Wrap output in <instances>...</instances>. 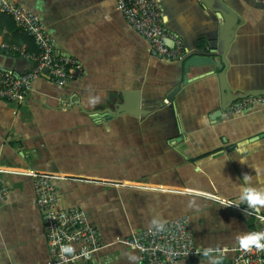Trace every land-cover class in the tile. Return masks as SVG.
<instances>
[{
    "label": "crops",
    "instance_id": "1",
    "mask_svg": "<svg viewBox=\"0 0 264 264\" xmlns=\"http://www.w3.org/2000/svg\"><path fill=\"white\" fill-rule=\"evenodd\" d=\"M8 1L38 14L57 52L79 59L85 74L65 87L38 79L21 105L0 101V163L11 172L0 206V264L49 260L28 171L60 177V207L82 209L101 233L105 247L79 264H142L117 241L156 227L154 220L183 217L203 253L180 264H231L238 237L260 228L245 209L264 216V206L256 212L245 201L246 190L264 192V114L258 105L234 118L219 111L227 99L264 94V5L159 0L187 60L202 55L226 65L186 71L185 63L153 60L115 0ZM0 67L23 75L32 65L0 50ZM136 92L147 101L140 118L115 114Z\"/></svg>",
    "mask_w": 264,
    "mask_h": 264
},
{
    "label": "built area",
    "instance_id": "2",
    "mask_svg": "<svg viewBox=\"0 0 264 264\" xmlns=\"http://www.w3.org/2000/svg\"><path fill=\"white\" fill-rule=\"evenodd\" d=\"M126 21L148 45L153 60L166 64L183 63L187 56L180 39L165 29L164 17L159 0H115ZM264 5V0H256ZM0 13L10 16L18 28L33 39L37 51L31 53L0 40V50L13 53L31 63L32 68L17 76L13 71L0 67V101L23 104L30 95L33 83L45 78L58 86L65 87L81 79L85 70L79 59L57 52V42L43 23L41 17L27 7L0 0ZM172 42V46L169 45ZM169 104V103H168ZM256 105L264 114V95H250L239 99L224 112L228 118L245 114ZM11 172L0 163V206L4 205L11 193L7 177ZM34 186L36 204L41 214L49 250L45 264H79L91 262L105 244L101 233L88 220L86 213L76 207H60L56 182L60 177L28 171L25 173ZM224 204L231 202L223 200ZM258 219L260 228L255 232L264 233V216L245 209ZM117 243L137 251L142 264H180L203 252L196 248L189 219L186 217L138 231ZM77 246V248H73ZM64 248L71 251L65 252ZM222 252V251H221ZM231 264H264V249L254 246L248 250L238 247Z\"/></svg>",
    "mask_w": 264,
    "mask_h": 264
},
{
    "label": "water",
    "instance_id": "3",
    "mask_svg": "<svg viewBox=\"0 0 264 264\" xmlns=\"http://www.w3.org/2000/svg\"><path fill=\"white\" fill-rule=\"evenodd\" d=\"M186 60L183 62L185 63L184 69L186 71L190 70L192 67H203V66H211V65L216 66L218 69L223 71L226 67L224 62L218 64L215 62L213 58L205 57L202 55H197V56L191 57L187 61ZM17 76H20V75H17ZM225 94H227V91H225ZM250 95H264V94L256 93V94H248V95H238V96L233 97L232 100L227 99L226 102L223 103L222 108L219 111L220 115H222L223 112H225L232 105L233 102L239 99L245 98L247 96H250ZM123 97H124V102L117 104V110L115 111V114H118V115L129 114L136 118H140L143 112L141 111V108L143 105H146L147 103V101H144L142 97V93L136 92V93L125 94ZM145 112H148V111H145Z\"/></svg>",
    "mask_w": 264,
    "mask_h": 264
},
{
    "label": "clouds",
    "instance_id": "4",
    "mask_svg": "<svg viewBox=\"0 0 264 264\" xmlns=\"http://www.w3.org/2000/svg\"><path fill=\"white\" fill-rule=\"evenodd\" d=\"M245 179H249V177H247L246 175ZM245 201L252 208H254L256 212H259L260 206H264V192H258L254 189L246 190ZM153 225L162 227L163 223L161 221L154 220ZM238 240L240 247L244 250H248L253 246L256 249H264V233L257 232V233L246 234L238 237ZM63 251L68 252L71 251V249L64 248ZM128 258L129 260H133V261L139 260V258L133 254H129ZM211 264H219V260L217 258H211Z\"/></svg>",
    "mask_w": 264,
    "mask_h": 264
},
{
    "label": "trees",
    "instance_id": "5",
    "mask_svg": "<svg viewBox=\"0 0 264 264\" xmlns=\"http://www.w3.org/2000/svg\"><path fill=\"white\" fill-rule=\"evenodd\" d=\"M6 33V34H5ZM8 34L12 35L10 39ZM0 35L4 42L10 45H16L27 52L37 51L36 45L22 29L18 28L14 20L7 15L0 13Z\"/></svg>",
    "mask_w": 264,
    "mask_h": 264
}]
</instances>
